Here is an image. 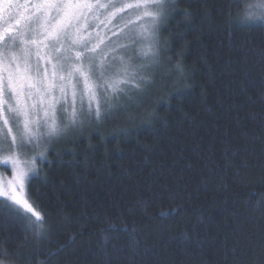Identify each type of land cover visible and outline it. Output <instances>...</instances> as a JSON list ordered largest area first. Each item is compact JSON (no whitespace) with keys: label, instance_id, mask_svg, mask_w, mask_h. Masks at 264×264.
Here are the masks:
<instances>
[{"label":"trees","instance_id":"obj_1","mask_svg":"<svg viewBox=\"0 0 264 264\" xmlns=\"http://www.w3.org/2000/svg\"><path fill=\"white\" fill-rule=\"evenodd\" d=\"M262 3L171 0L150 85L53 145L39 219L0 207V264H264Z\"/></svg>","mask_w":264,"mask_h":264},{"label":"snow or ice","instance_id":"obj_2","mask_svg":"<svg viewBox=\"0 0 264 264\" xmlns=\"http://www.w3.org/2000/svg\"><path fill=\"white\" fill-rule=\"evenodd\" d=\"M148 0H143L147 3ZM171 0H152L155 11L147 7L143 15L152 16L153 24L166 16ZM28 0H0V13L11 16L13 7L25 8ZM34 19L17 14L15 22L24 27L18 32H12L11 19L0 32V41L5 39L0 47V166L12 173V179L5 185L0 180V207L3 214L11 218L20 215L21 210L34 212L26 198L25 181L30 180L29 172H35L36 158L21 165L17 148L39 144L41 135L48 137L61 136L70 125L77 123L78 117L92 115L99 119L101 115V100L96 92V80H104L105 68L103 56L106 53H96L102 38L95 42L81 43V28L87 23V14L93 7H105L99 0H36L31 6ZM124 7H141V0ZM108 16H114L110 12ZM240 23L246 25L259 24L264 26V3L246 7ZM145 39L155 40L154 32L147 34ZM19 42L18 48H13ZM155 58L153 45L149 43L143 52L144 57ZM35 56V60L31 59ZM115 59V57H114ZM127 76V68L124 69ZM134 74V73H133ZM141 80L144 78L141 77ZM125 81L113 79L104 80L107 88L115 94L123 91L119 85ZM78 85L81 87L78 89ZM139 87V85H136ZM79 102V109L76 105ZM104 103H107L105 98ZM43 113L46 132L41 134L36 117ZM62 114L58 123L57 106ZM67 113L66 116L63 114ZM15 126V133L13 126ZM9 137L11 138L9 140ZM43 158L44 153L39 152Z\"/></svg>","mask_w":264,"mask_h":264},{"label":"rangeland","instance_id":"obj_3","mask_svg":"<svg viewBox=\"0 0 264 264\" xmlns=\"http://www.w3.org/2000/svg\"><path fill=\"white\" fill-rule=\"evenodd\" d=\"M92 3L95 4L96 0H92ZM99 3L105 5V7L99 8L98 10L96 7H93L92 11L87 14V23L81 28V43L95 42L97 38H102L103 42L100 43L96 53H91L90 55L96 56L98 53H106V55L103 56L105 68L104 80L111 81L113 79H119L125 81L119 85V88L123 89V87H125L127 84L132 85L134 79H137L139 80L137 82L140 83L138 84L139 87H137L136 90H144V83L147 85V87L150 85V77L147 75V77H143L144 79L141 80V77H136V75L145 74V69L148 67V65L146 66L143 63L150 62L151 55L149 57H144L143 52L147 49L149 43L153 45V51L155 52V47L158 46V37L160 35L162 26L161 24L165 20L166 16L160 18L155 24H153L152 16L143 15V10L145 7H147L149 11L156 10V5L152 3V0H148L146 4L143 3V0H141L140 8L124 7L122 11H117V8H120L122 5L126 4H134L136 3V0H99ZM168 10L169 8H167V12ZM110 12H115V15L108 16L107 14ZM23 16L34 19L35 14L32 7L25 11ZM23 27L24 24L21 28ZM150 32H154L155 34L154 41L145 39L147 34ZM18 45L19 42L17 41L15 45H12V47L18 48ZM156 57L158 59L159 52H155V58ZM31 59L34 61L35 56H32ZM140 64H143V66H140V69L137 70V65L139 66ZM125 67L127 68V76H125L124 72ZM137 72L139 73L137 74ZM104 80H96V92L98 98L101 100V115L99 119L95 117L94 113L92 115H86L82 119L78 117L77 123L70 125L61 136L48 137L46 135H41L38 146L27 145L24 148H17V155L21 165H24L26 161H31L33 157L36 158L35 172H29V176L31 178L37 174L39 162H44L47 159L49 151L59 140L70 133L77 131L82 126L90 122V120L93 121V119H96V121H100L107 114L113 113L115 111L116 102L122 100L120 95L122 91H117L115 94H113L111 89L106 87ZM77 87L79 89L81 86L78 85ZM105 98L107 99V103H104ZM76 107L79 109V102H77ZM39 108L40 106L37 105L38 112ZM59 108L60 106L58 105L56 111L58 123L60 122L62 116ZM63 115L66 116L67 113H64ZM36 121L39 125L40 133H45L46 128L42 112H39L36 117ZM0 124H2V121H0ZM10 126H13V132L15 133L16 129L15 126L12 125L11 120ZM10 139L11 138L9 137V140ZM39 152L44 153L43 158L39 156ZM10 179H12V173L10 171H6L3 166H0V180H3L4 184L6 185L7 181ZM29 182L30 180L25 181L26 198L31 204L34 212L37 214L28 197ZM23 212L33 216L34 218H37V216L33 215L31 212Z\"/></svg>","mask_w":264,"mask_h":264},{"label":"flooded vegetation","instance_id":"obj_4","mask_svg":"<svg viewBox=\"0 0 264 264\" xmlns=\"http://www.w3.org/2000/svg\"><path fill=\"white\" fill-rule=\"evenodd\" d=\"M35 2L36 0H28V6L25 8L18 9L16 7H13L11 16L0 13V32H2L3 28L7 26V22L10 19L12 23V32H10L9 35H12L16 31H18L22 27L23 23L17 25L14 18L17 17L18 13L23 16L24 12L27 11ZM5 41H7V36H5V39L3 41H0V47H3Z\"/></svg>","mask_w":264,"mask_h":264}]
</instances>
